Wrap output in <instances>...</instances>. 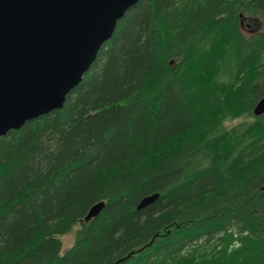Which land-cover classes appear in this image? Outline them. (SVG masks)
<instances>
[{
  "label": "trees",
  "instance_id": "trees-1",
  "mask_svg": "<svg viewBox=\"0 0 264 264\" xmlns=\"http://www.w3.org/2000/svg\"><path fill=\"white\" fill-rule=\"evenodd\" d=\"M242 17L264 0H138L61 108L0 137V264H264V29Z\"/></svg>",
  "mask_w": 264,
  "mask_h": 264
},
{
  "label": "water",
  "instance_id": "water-1",
  "mask_svg": "<svg viewBox=\"0 0 264 264\" xmlns=\"http://www.w3.org/2000/svg\"><path fill=\"white\" fill-rule=\"evenodd\" d=\"M138 0H0V137L62 107ZM264 112V97L253 113ZM158 194L143 197L138 207ZM99 201L84 220L103 207Z\"/></svg>",
  "mask_w": 264,
  "mask_h": 264
},
{
  "label": "rangeland",
  "instance_id": "rangeland-1",
  "mask_svg": "<svg viewBox=\"0 0 264 264\" xmlns=\"http://www.w3.org/2000/svg\"><path fill=\"white\" fill-rule=\"evenodd\" d=\"M240 29L246 36L253 34L255 32H258V31H262L264 29V19L260 17H255V18L242 17V19L240 20ZM244 120L246 119L239 118L231 122H227L226 126L230 128L233 125L241 121H244ZM60 239L62 242V251H63L72 245L73 231L66 235H62Z\"/></svg>",
  "mask_w": 264,
  "mask_h": 264
},
{
  "label": "bare ground",
  "instance_id": "bare-ground-1",
  "mask_svg": "<svg viewBox=\"0 0 264 264\" xmlns=\"http://www.w3.org/2000/svg\"><path fill=\"white\" fill-rule=\"evenodd\" d=\"M148 196V195H147Z\"/></svg>",
  "mask_w": 264,
  "mask_h": 264
}]
</instances>
